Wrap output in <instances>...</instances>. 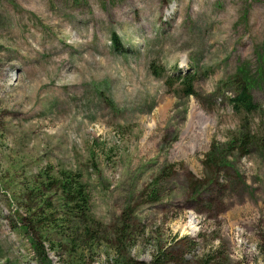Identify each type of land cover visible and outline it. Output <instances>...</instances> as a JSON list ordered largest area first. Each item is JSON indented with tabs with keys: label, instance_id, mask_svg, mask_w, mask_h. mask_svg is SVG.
Here are the masks:
<instances>
[{
	"label": "rangeland",
	"instance_id": "obj_1",
	"mask_svg": "<svg viewBox=\"0 0 264 264\" xmlns=\"http://www.w3.org/2000/svg\"><path fill=\"white\" fill-rule=\"evenodd\" d=\"M125 258L264 264V0H0V264Z\"/></svg>",
	"mask_w": 264,
	"mask_h": 264
},
{
	"label": "trees",
	"instance_id": "obj_2",
	"mask_svg": "<svg viewBox=\"0 0 264 264\" xmlns=\"http://www.w3.org/2000/svg\"><path fill=\"white\" fill-rule=\"evenodd\" d=\"M113 39H114V43L116 44L117 38L113 37ZM193 77H194V74H193ZM191 81L192 80H189V83L187 84L184 83L186 87L185 91L187 93H192L190 90ZM230 103H231L232 108L237 112H244L247 114V113H251L254 110H256L257 104L253 100V97L251 94V86L249 84V81L239 83V85L234 91L233 97L230 98ZM60 179L61 180L59 182L58 189L60 190V194L62 195V198H61L62 205L69 209V211L66 210L65 214L70 216L72 215L71 213H74L75 217L81 218L82 219L81 223L85 224L86 217H87V215H85L86 214L85 203L87 202V195H86V189L84 187V184L80 182V177L78 174L63 173ZM51 206L52 205L46 206L45 207L46 210H52ZM51 214H53V212ZM51 214H48V216H43V218L41 217L39 218V220H42V219L48 220L47 224L51 225L52 224ZM70 218L72 219V217ZM86 236L87 238H92L91 235H88V232ZM55 247H57L56 244H55ZM128 261L129 259L126 260V264H128ZM139 264H142V263H139Z\"/></svg>",
	"mask_w": 264,
	"mask_h": 264
}]
</instances>
